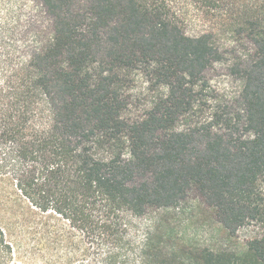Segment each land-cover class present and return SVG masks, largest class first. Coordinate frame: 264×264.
Returning <instances> with one entry per match:
<instances>
[{
  "label": "trees",
  "instance_id": "trees-1",
  "mask_svg": "<svg viewBox=\"0 0 264 264\" xmlns=\"http://www.w3.org/2000/svg\"><path fill=\"white\" fill-rule=\"evenodd\" d=\"M191 1L250 43L222 107L172 0H0V264H264V6ZM190 199L251 238L137 237Z\"/></svg>",
  "mask_w": 264,
  "mask_h": 264
},
{
  "label": "rangeland",
  "instance_id": "rangeland-1",
  "mask_svg": "<svg viewBox=\"0 0 264 264\" xmlns=\"http://www.w3.org/2000/svg\"><path fill=\"white\" fill-rule=\"evenodd\" d=\"M177 11L179 23L187 36L198 35L208 31L223 54V62L214 66L207 74L210 87L215 90V101L211 107H222L229 103L231 96L240 89L239 82L230 76V65L242 59L250 48L244 35L235 28L232 19L223 13L207 11L191 0H172ZM248 4L264 6V0H248ZM16 4V2H12ZM6 7V6H5ZM238 14V13H234ZM137 237L158 231V237H176L180 245H192L209 249H236L252 236L250 228L238 231L232 238L213 220L210 213L197 201L190 199L183 207L175 210L154 211L135 222ZM28 237L26 242H30Z\"/></svg>",
  "mask_w": 264,
  "mask_h": 264
}]
</instances>
